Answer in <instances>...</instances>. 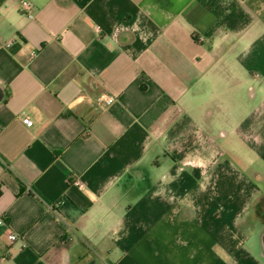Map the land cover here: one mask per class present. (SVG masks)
<instances>
[{
	"label": "crops",
	"instance_id": "0c3cea01",
	"mask_svg": "<svg viewBox=\"0 0 264 264\" xmlns=\"http://www.w3.org/2000/svg\"><path fill=\"white\" fill-rule=\"evenodd\" d=\"M22 1L0 264H264V0Z\"/></svg>",
	"mask_w": 264,
	"mask_h": 264
},
{
	"label": "built area",
	"instance_id": "2783aa9c",
	"mask_svg": "<svg viewBox=\"0 0 264 264\" xmlns=\"http://www.w3.org/2000/svg\"><path fill=\"white\" fill-rule=\"evenodd\" d=\"M21 8L22 10L25 12V14L30 18V19H33L34 18V14H33V10H34V5L32 4V2L28 1V0H23L21 2ZM0 41H1V38H0ZM4 45L6 47H11L13 45V42H6L4 43ZM105 103L107 105H111L114 101V98L113 97H106L104 99ZM23 123L28 126V127H32L33 126V121L28 118V117H25L23 119ZM75 185L78 186V187H82L81 183L79 181L75 182ZM3 221L0 220V224H2ZM9 240L10 241H15L16 240V236L15 235H10L9 236ZM105 264H108V263H105Z\"/></svg>",
	"mask_w": 264,
	"mask_h": 264
},
{
	"label": "trees",
	"instance_id": "16d2710c",
	"mask_svg": "<svg viewBox=\"0 0 264 264\" xmlns=\"http://www.w3.org/2000/svg\"><path fill=\"white\" fill-rule=\"evenodd\" d=\"M1 193H2V192H1V188H0V196H1Z\"/></svg>",
	"mask_w": 264,
	"mask_h": 264
}]
</instances>
